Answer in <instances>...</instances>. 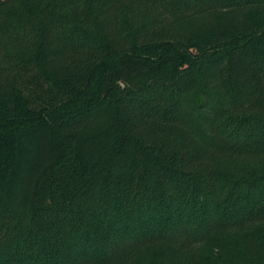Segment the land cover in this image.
Here are the masks:
<instances>
[{"label": "trees", "instance_id": "16d2710c", "mask_svg": "<svg viewBox=\"0 0 264 264\" xmlns=\"http://www.w3.org/2000/svg\"><path fill=\"white\" fill-rule=\"evenodd\" d=\"M0 264H264V0H0Z\"/></svg>", "mask_w": 264, "mask_h": 264}]
</instances>
